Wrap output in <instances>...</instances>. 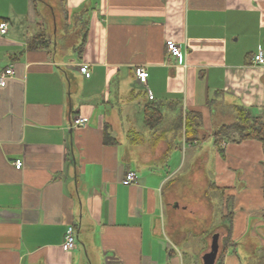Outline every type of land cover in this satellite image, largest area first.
Wrapping results in <instances>:
<instances>
[{"label": "crops", "instance_id": "obj_1", "mask_svg": "<svg viewBox=\"0 0 264 264\" xmlns=\"http://www.w3.org/2000/svg\"><path fill=\"white\" fill-rule=\"evenodd\" d=\"M2 23L0 74H15L0 86V264H207L215 234L212 264H246L243 236L255 255L263 143L221 153L214 135L237 106L263 115L264 0H0ZM39 35L48 47L29 48Z\"/></svg>", "mask_w": 264, "mask_h": 264}, {"label": "trees", "instance_id": "obj_2", "mask_svg": "<svg viewBox=\"0 0 264 264\" xmlns=\"http://www.w3.org/2000/svg\"><path fill=\"white\" fill-rule=\"evenodd\" d=\"M43 41V42H42ZM45 42V45L43 44ZM38 43L42 44L43 48L48 47L49 40H45L43 35L37 36L33 45L29 48H39ZM235 121L229 124L221 125L214 135V143L218 147L221 153L224 152L223 145L228 142H242L245 140H258L263 143L264 146V112L263 115L256 116L248 108L243 106H237L234 110ZM163 120V113L161 108L157 104H149L146 107L145 111V124L150 129L157 128ZM237 135L238 138L234 136ZM111 136L107 132L105 135V140L108 143L111 141ZM115 140V139H114ZM113 140V141H114ZM228 235L225 241V250L232 243L231 240V229L232 221L231 216L232 211V202L228 203ZM229 218V219H228Z\"/></svg>", "mask_w": 264, "mask_h": 264}, {"label": "built area", "instance_id": "obj_3", "mask_svg": "<svg viewBox=\"0 0 264 264\" xmlns=\"http://www.w3.org/2000/svg\"><path fill=\"white\" fill-rule=\"evenodd\" d=\"M0 31L2 33H5L7 31V24L6 23L0 24ZM166 46H167V51L171 55L175 56L179 60H183V52H182L181 46L177 42H175L174 40H167ZM254 63L259 64V65L264 64V52L263 51H258L256 53V55L254 56ZM80 71L83 74H85L86 77H90V75H91V72L89 70L88 65L80 66ZM14 74H15V71L12 67L7 68L4 72H2L0 74V86H3L6 83V81L10 77H12ZM135 75H136L137 80L140 83L147 84V80L149 78V72L146 68L137 67L135 69ZM153 98H154V96L149 93V99H153ZM73 123L76 126H84L87 124V120H86V118H84L82 116H78L77 118L74 119ZM15 166L17 169H21L23 167V161L22 160H16ZM136 180H137V174L135 172H129L126 175V178L123 180V183L125 185H130V184L136 182ZM75 246H76L75 228H74V226L71 225L68 227V229L66 231L64 242H63V248L66 251H72L75 248Z\"/></svg>", "mask_w": 264, "mask_h": 264}, {"label": "rangeland", "instance_id": "obj_4", "mask_svg": "<svg viewBox=\"0 0 264 264\" xmlns=\"http://www.w3.org/2000/svg\"><path fill=\"white\" fill-rule=\"evenodd\" d=\"M39 6H41L40 3ZM81 39V37L78 38L79 43L81 42ZM234 137L238 138L237 135H235ZM252 217V224L248 226L251 230L249 236L252 238V241L258 245L257 251L255 255L249 256L248 247L246 246L247 238L243 236L238 240L239 244H237V246L239 248L237 253L241 257V259L245 260L246 264H264V217L259 215H255ZM255 230L257 232H255Z\"/></svg>", "mask_w": 264, "mask_h": 264}, {"label": "water", "instance_id": "obj_5", "mask_svg": "<svg viewBox=\"0 0 264 264\" xmlns=\"http://www.w3.org/2000/svg\"><path fill=\"white\" fill-rule=\"evenodd\" d=\"M218 237H219L218 234H215L214 235L212 249L205 256V259H206L207 264H212L213 261H214V259H215L216 253L218 251Z\"/></svg>", "mask_w": 264, "mask_h": 264}]
</instances>
